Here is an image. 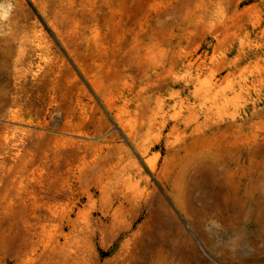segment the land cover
Segmentation results:
<instances>
[{
  "label": "rangeland",
  "instance_id": "374dc122",
  "mask_svg": "<svg viewBox=\"0 0 264 264\" xmlns=\"http://www.w3.org/2000/svg\"><path fill=\"white\" fill-rule=\"evenodd\" d=\"M0 264H264V0H10Z\"/></svg>",
  "mask_w": 264,
  "mask_h": 264
},
{
  "label": "clouds",
  "instance_id": "9594fccd",
  "mask_svg": "<svg viewBox=\"0 0 264 264\" xmlns=\"http://www.w3.org/2000/svg\"><path fill=\"white\" fill-rule=\"evenodd\" d=\"M12 7L10 0H0V24L8 21Z\"/></svg>",
  "mask_w": 264,
  "mask_h": 264
}]
</instances>
